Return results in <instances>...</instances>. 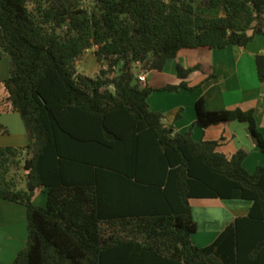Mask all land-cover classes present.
Returning <instances> with one entry per match:
<instances>
[{"label":"trees","instance_id":"1","mask_svg":"<svg viewBox=\"0 0 264 264\" xmlns=\"http://www.w3.org/2000/svg\"><path fill=\"white\" fill-rule=\"evenodd\" d=\"M257 36L264 0H0L3 85L29 140L0 147V199L28 219L12 264H264V166L250 173L247 153L227 157L219 142L167 126L148 103L158 90L136 74L137 65L162 71L182 50L246 48ZM92 50L105 64L94 78L78 72ZM257 71L264 84V56ZM196 111L202 129L247 124L264 153L253 111H209L203 98ZM41 189L45 207L34 202ZM192 200L252 206L201 248Z\"/></svg>","mask_w":264,"mask_h":264},{"label":"crops","instance_id":"2","mask_svg":"<svg viewBox=\"0 0 264 264\" xmlns=\"http://www.w3.org/2000/svg\"><path fill=\"white\" fill-rule=\"evenodd\" d=\"M258 56H264V36H257L246 48L182 50L176 58L166 62L162 71H146L147 79L142 85L158 90L148 99L150 108L152 111L163 114L165 124L173 126L176 132L184 134L192 130L196 142H219L218 151L227 157H232L240 151L247 153L243 165L250 173H253L264 166V153L260 151L250 135L248 125L232 122L202 129L196 124V103L203 98L209 111L234 109L253 111L258 130L264 138V84L258 77ZM179 68L192 72L187 79L182 80L179 77ZM136 69L137 73L145 71L140 65H137ZM8 76L9 61L7 58H0V123L9 130V134L0 135V147L22 148L28 145L29 140L20 115L12 110L8 101L3 85ZM183 81L189 88L196 89L179 92L160 91L167 86H178ZM39 200L40 206L45 207L46 189L37 191L34 202L37 204ZM193 201L203 200H192V205ZM233 202L235 207L230 210L228 207L216 210L208 207H192L193 218L197 224L199 223L196 218L197 211L223 214L222 218L219 216L216 219H209L213 221L212 228L204 232L203 247L213 243L237 217L247 215L252 206L251 202L249 204ZM229 215L232 218H229ZM27 227L26 208L0 199V264H12L18 254L26 248ZM200 234L198 224V232L196 236L194 235L195 240H198Z\"/></svg>","mask_w":264,"mask_h":264},{"label":"rangeland","instance_id":"3","mask_svg":"<svg viewBox=\"0 0 264 264\" xmlns=\"http://www.w3.org/2000/svg\"><path fill=\"white\" fill-rule=\"evenodd\" d=\"M90 1V0H89ZM199 14L203 15V16H207V17H216L218 15H220V12H216V11H209V10H199ZM96 50H92L90 52L87 53V55L78 63V72L84 75H88L90 77H96L99 73V71L101 70V68H103V66L105 65L104 63L100 64L97 60L96 54H95ZM142 69V66H140ZM137 68V66H136ZM21 117V116H20ZM14 174L17 175L19 181H20V186L22 188H26L25 186V173L23 169H19V170H15L13 171ZM41 200V199H40ZM37 201L38 205H41V202ZM243 203H250L247 201H240ZM201 203V204H200ZM233 201H224V200H206V201H193V205L192 207L194 208H199V207H208V208H215L216 209H226L227 207L230 209H233L235 206V204H233ZM200 204V206H199ZM202 205V206H201ZM219 212H211L208 211L207 213L204 212H196V218L198 220V224L200 226V231L201 234L198 237V240H195V236L193 237V241L195 242V244L199 247H203V245L205 244V234L204 232L206 230H209L212 228V222L209 219L210 218H214L216 219V217L221 216V218L223 217V214L219 215ZM232 213V212H230ZM229 218H232V216L229 215ZM228 219V218H227ZM197 222V221H196ZM206 233V232H205ZM197 239V238H196Z\"/></svg>","mask_w":264,"mask_h":264},{"label":"built area","instance_id":"4","mask_svg":"<svg viewBox=\"0 0 264 264\" xmlns=\"http://www.w3.org/2000/svg\"><path fill=\"white\" fill-rule=\"evenodd\" d=\"M136 74H137V78L141 84L146 82V79H147L146 78V71H141V72L137 73V69H136Z\"/></svg>","mask_w":264,"mask_h":264}]
</instances>
